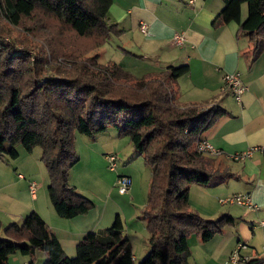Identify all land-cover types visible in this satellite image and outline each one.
Wrapping results in <instances>:
<instances>
[{"label":"trees","instance_id":"16d2710c","mask_svg":"<svg viewBox=\"0 0 264 264\" xmlns=\"http://www.w3.org/2000/svg\"><path fill=\"white\" fill-rule=\"evenodd\" d=\"M113 1L0 0V22L18 26L24 18L39 13L79 37H94L95 46H100L119 32L116 24L108 22ZM222 1L218 22H237L249 35H264V0ZM244 4L248 14L242 21ZM59 50L54 60L60 58ZM31 53L6 38L0 26V156L16 158L19 144L29 152L40 146L50 176L51 203L58 215L73 218L93 208V202L69 182V171L79 160L76 134L94 137L117 127L151 168L144 209L150 250L135 261L118 214L111 226L88 232L77 244L76 256L69 257L42 217L32 211L21 224L5 227L4 237L0 235V264H7L17 252L33 257L38 249L47 255L44 264H190V236L196 233L202 241H209L233 223V218L223 215L207 220L190 206L192 184L208 185L225 174L196 147L221 114L218 108L180 107L175 102V82L189 73V65L169 66L152 77L137 78L114 62L91 68L89 63L96 65L91 58L73 63L70 69L54 68V74L48 69L49 74L42 75L40 60ZM260 262L253 259L247 264Z\"/></svg>","mask_w":264,"mask_h":264},{"label":"crops","instance_id":"0c3cea01","mask_svg":"<svg viewBox=\"0 0 264 264\" xmlns=\"http://www.w3.org/2000/svg\"><path fill=\"white\" fill-rule=\"evenodd\" d=\"M213 2L216 4L217 0ZM223 6L222 0L216 6L210 0H194L193 3L190 0H114L108 12V22L116 24L119 31L111 35L108 43L115 46L123 56L142 61L141 64L127 65L122 60L115 62L116 64L137 78L152 77L169 66L189 65V73L175 82L176 104L180 107L195 105L206 109L216 106L221 113L201 136L220 151L216 156H208L218 161L216 168L225 176L223 179L212 180L208 185L195 186L199 187V197L192 198L189 194V202L207 220L229 215L233 218V223L205 241H216L208 259L203 261L194 258L190 264H228L231 253L239 243L247 246L242 250L243 254L251 255L253 259L264 258V152L254 151L244 160L230 158L235 153L264 146V35H249L240 29L237 22H218L217 17ZM244 9L243 7L242 21L247 17ZM140 22L148 24L147 34L141 32ZM178 32L186 38L184 46L174 42V36ZM234 72L240 74L245 86L241 102L236 100L223 83L224 75ZM109 129L113 135L121 136L116 129L109 127L107 130ZM102 135L105 134L102 132L94 137L76 134L75 143L83 138L81 142L90 147V143L95 145L97 140L102 139ZM4 146L5 149L10 148L8 142ZM22 148L16 146V158L7 156L15 161ZM113 148L112 153L117 156L124 151V146L119 144H115ZM127 148L132 152L131 156L138 153L132 144H128ZM3 159H6V155ZM101 159L96 164L99 170L105 163ZM8 164L10 168L0 164V206L8 214L7 226L11 223L21 224L26 215L34 211L42 217L47 230L58 238L69 257L76 256L77 244L88 232L111 226L116 216L120 215L122 204L116 201L109 204L108 199L112 198V193H109V196L106 195L108 201L104 204L95 198L91 199L93 208L88 213L63 218L57 214L44 192L45 182L29 181L27 170L17 172L16 166ZM72 173H69V182L78 189L79 183L72 179ZM119 175L132 177V171L126 167L113 174L108 179L112 190L116 188V178ZM193 187L194 184L191 189ZM238 193L249 194L256 207L223 202ZM102 195L105 196L104 193ZM120 195L124 200H129L133 215L143 218L140 213L144 211L147 201L141 199L133 181L130 191ZM137 199L140 201L136 202ZM16 206L22 207L21 211H17ZM0 213L3 212L0 210ZM123 232L131 242L135 261L139 262L148 254L149 242L144 241V248L138 257L134 253V242L130 231L125 229V224ZM0 235L5 236L3 229ZM193 238L198 245H207L196 233L189 240ZM42 251L45 254L44 264L47 255L42 249L36 250L33 257L19 252L11 254L7 264H35L38 253H43ZM191 253L193 254L192 250Z\"/></svg>","mask_w":264,"mask_h":264},{"label":"rangeland","instance_id":"374dc122","mask_svg":"<svg viewBox=\"0 0 264 264\" xmlns=\"http://www.w3.org/2000/svg\"><path fill=\"white\" fill-rule=\"evenodd\" d=\"M213 1L214 0H210L213 6H216L217 4L221 3V0H217L216 4ZM243 7L245 8L244 10H246V13L248 14V5L244 4ZM0 26L2 29V33L6 38L17 42L20 48L28 47L30 49V52H32L31 57L38 58L40 60V68L41 70H43L42 75L49 74L47 72L48 69H50V74H54V68L61 67L65 69H70L73 63H86L88 61L90 62L91 58L96 59V65L89 63L91 68L102 66L107 63L109 64L111 62L119 63V61L122 60L125 61L127 65L142 63V61H136L135 59L123 56L122 53H118L117 48L111 43H108V41L107 43L105 42L100 46H95L94 37H79L74 32H72L66 25L39 13H36L31 18H24L22 24L18 26L11 25L5 21H1ZM147 33L148 29L147 32L143 34ZM61 47L64 49H62ZM57 48H60L58 52L60 58H58V60H54L55 50ZM43 64L45 65L46 70H44ZM110 128L116 129L119 135V129L117 127L111 126ZM107 131L103 132V134L105 135H102V139H100L99 141L97 140L95 142V145H92V143H90V147L87 146L85 143L81 142L82 140H84L83 138L81 139V141H78V143H75V151L79 156V160L72 167V169H70L69 173L73 172L72 179L79 183L77 190L86 198L88 197V199L90 200L95 198L96 201H101L100 203L104 204L107 200L106 195L109 196V193H112L111 197L114 200L112 198L108 199L109 204H112L113 201L122 204V208L121 210H119V213L124 221L125 229L130 231V237L133 239L136 251L134 253L139 257L140 251H142V249L144 248V241L148 242L149 240V232L148 230L146 231L147 227L144 218V211L140 213L143 218H139V216H134L132 211L133 209L128 202L129 200H124V198L122 197V195H120L118 191V187L113 188L114 190H112L110 184L111 182H109L108 179H110L113 174H116L117 171H120L121 168H130V170L132 171V181L134 182V186L138 188L141 199L143 198L148 201L150 182L152 178L151 170L146 164L142 155H139V153H137L136 156H131L132 152H130V149H128L127 147L128 144L132 143H130L131 141L128 136L121 135L120 137H118L110 133V129ZM114 143L116 145L119 144L121 146H124L123 153L121 155H118V167L116 170H112L110 168L109 160L107 159L104 153L114 152ZM19 146L22 145L19 144ZM23 148L20 152L19 157L15 161H13L7 155L6 159H3L4 156H0V164H3L7 168H10L8 163H12L14 166L17 167V172H23L22 169L28 171L27 175L29 181H37V183L45 182L46 184L44 185V192L50 200L48 192L50 176L45 166V163L42 160V148L40 146H36L31 152ZM99 159H101V161H105L104 164L101 163L102 167L100 168V170L96 166V164H98ZM212 162L213 167L216 168L218 161L213 160ZM12 171L14 172V174L17 173L13 168ZM195 186H198V184L194 183L193 189H191L192 185L190 187L189 194L192 198L194 196L199 197V191H197L199 190V187ZM102 193H104L105 196H103ZM137 201L139 202L140 200L137 199L136 202ZM39 204L40 202L37 203V205ZM190 206L192 209L196 210V207L194 205ZM15 209L17 211H21L22 207L16 206ZM0 210L3 212L0 213V219L4 232V228L7 226L6 223L8 214L5 212V208H3L2 206H0ZM107 227L108 226H104L103 228ZM214 242L216 241L204 242L207 245L203 246L198 245L195 241V238L189 240L190 249L193 251V254L191 253L189 257V262H191V260L193 261L194 258L203 261L208 259L207 256L210 255L211 251H213L215 248L214 244L216 243ZM44 258V252L38 253L35 264H43Z\"/></svg>","mask_w":264,"mask_h":264},{"label":"built area","instance_id":"2783aa9c","mask_svg":"<svg viewBox=\"0 0 264 264\" xmlns=\"http://www.w3.org/2000/svg\"><path fill=\"white\" fill-rule=\"evenodd\" d=\"M191 3L194 2V0H190ZM139 28L143 33L147 32L148 26L146 22H140ZM185 36L184 34L178 32L174 36V42L177 45L184 46L185 44ZM223 83L224 87L228 88L233 95L235 96L236 100L238 102H241L242 95L245 91V86L242 82L241 76L238 72L234 73H226L223 77ZM197 150L201 153H204L206 155L216 156L220 153L218 149H216L212 144H210L207 140L198 139L196 144ZM254 151H261L264 152V146H255L253 148H250L244 152L235 153L230 156L233 160H244L246 158H249ZM107 159L110 163V168L112 170H116L118 166V156L114 153L112 154H106ZM132 186V178L128 175H119L116 178V187H118V191L121 194L128 193ZM225 203H232V204H238L242 206H248V207H256V205L253 203V200L249 194H243L238 193L235 195H232L231 197L223 200ZM247 246L244 243H239L237 248L231 253L228 264H247L249 261L253 260V257L251 255H246L242 253L243 249H246ZM264 252V248H263ZM24 264H31L29 262H25ZM259 264H264V258L262 259V262Z\"/></svg>","mask_w":264,"mask_h":264}]
</instances>
